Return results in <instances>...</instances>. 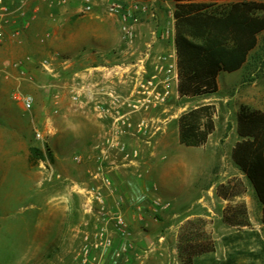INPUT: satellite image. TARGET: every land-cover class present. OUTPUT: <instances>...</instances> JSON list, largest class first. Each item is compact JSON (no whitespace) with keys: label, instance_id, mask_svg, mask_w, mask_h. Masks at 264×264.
Segmentation results:
<instances>
[{"label":"crops","instance_id":"1","mask_svg":"<svg viewBox=\"0 0 264 264\" xmlns=\"http://www.w3.org/2000/svg\"><path fill=\"white\" fill-rule=\"evenodd\" d=\"M111 1L90 0L89 10L84 9L85 0L29 2L16 17L20 28L18 38L7 39L0 45V69L4 73L0 82V104H4L0 109V216L10 219L14 206L30 198L29 152L23 136L28 134L27 121L32 111L40 108L42 115L34 128L40 129L37 126L40 125L42 133L52 142L49 148L52 169L59 175L52 177L58 189L46 197V209L64 207L71 212L75 209L73 201L78 199L82 209L78 227L87 229L92 222L89 189L100 183L94 174L101 151L109 143L122 142L128 148H136L139 155L124 159L118 154L107 161L103 173L110 179L113 191L106 189L104 198L106 206L123 215L129 223L134 242L131 264H179L178 243L183 223L194 218L221 219L222 213L213 208L214 201L220 199L231 204L242 195L244 223L208 221L204 229L212 235L214 252L195 256L192 262L211 264V257L226 264L264 262L262 204L246 176L229 180L231 176L221 179L209 174L214 160L204 156V146L189 147L180 142L167 146L165 140L172 124L169 117L161 118L150 111L142 114L151 123L160 121L157 138L153 132L143 137L115 133L112 119L97 110L98 96L94 94L99 86H112L120 91L125 83L124 68L135 65L150 69L170 49L160 32L170 26L175 30L178 18L226 4L264 0H122L140 6L132 43L125 41L119 17L108 12ZM79 22L86 25L77 27ZM62 45L67 46V52L89 55V64L74 69L64 82L58 77L59 68L70 63L59 60L58 50L65 48ZM108 51L114 55L113 61L105 59ZM125 55L135 56L134 60L125 64L121 60ZM95 59L100 61L95 62ZM42 61H46L45 67ZM14 62L20 67L14 66ZM68 88L83 90L86 98L73 101L71 96L63 94ZM16 89L33 96L30 112L12 99L11 92ZM40 92H45L44 99H39ZM238 140L239 137L236 142ZM165 150H169V154L160 155ZM76 156L80 161L74 159ZM42 176L49 179L47 171L44 174L42 170ZM235 182L241 187L238 195L224 199L217 194L219 185L229 183L232 189ZM251 193L260 205L257 212L252 211L255 199ZM155 198H160L167 206L157 209ZM154 212L159 213L163 221H154ZM6 228L10 231L12 225ZM18 228L22 236L25 228L22 230V224ZM222 229L226 232L218 234ZM245 232L254 234L249 237ZM241 233L243 242L237 245L233 237ZM224 236H227L226 242L222 239ZM247 243V251L255 253V259L237 252L238 246Z\"/></svg>","mask_w":264,"mask_h":264},{"label":"rangeland","instance_id":"2","mask_svg":"<svg viewBox=\"0 0 264 264\" xmlns=\"http://www.w3.org/2000/svg\"><path fill=\"white\" fill-rule=\"evenodd\" d=\"M83 25H86V23L79 22L77 27H82ZM41 41L44 43L43 39ZM107 41L110 43L111 40L108 38ZM63 46L64 45H62V47ZM64 47L62 51L58 50L60 53L59 60H67L70 65L59 68L58 77L60 82L66 81L74 69H82L87 63L89 64V55L84 52L73 54L67 52V46ZM113 57L114 55L111 51L105 54V59L109 62L113 61ZM125 57L127 56L125 55ZM125 57L121 60L126 64L133 61L135 56ZM95 60V62L100 61L99 59ZM33 66L37 67V65ZM131 76H133V72L131 70H125V83L123 87L120 88L121 93L127 94L129 92V80ZM216 81L217 91L214 93L185 98L179 97L173 92L164 105L150 110V112L155 113L156 116L161 118H170L172 124L169 132H167L168 136L165 140V144L171 146L180 142L177 130L179 116L199 106H206L207 110L204 112L202 121L205 122L208 116H210L213 122V130L207 136L205 143L200 146H204V149H202L204 156L211 159L213 158L214 160L213 166L209 168V174L218 175L221 179L231 176L232 179L229 180H234L233 178H238V176H245L231 158V150L238 138L236 121L239 106L241 104H246L251 108L264 110V31L257 35V43L249 52L247 62L242 70L230 73L220 71ZM73 92L74 89H69L67 92H63V94L65 96H71ZM44 95L45 92H40L39 99H44ZM0 105V109H3L2 106L4 104L1 103ZM10 110L15 111L17 109L10 108ZM41 115L42 111L40 108L37 110L35 108L32 111L31 118L27 121L28 134L23 136L26 139L29 152L28 187L30 198L26 202L22 201L21 204L14 206L12 214H10L11 216L8 217L10 219L5 220V216H0V264L76 263L74 255L79 248L80 237L83 231L79 229L81 228L80 226L78 227V223L82 219V215L80 214L82 209L80 208V201L78 199L73 201L75 209L71 212H68L64 207L53 211L51 209V212L45 207L46 197L55 192L58 186L56 182L53 181V178L43 179L45 175L42 176V170L45 174V171L49 173V170L52 169V160L50 158L51 151L49 150V148L52 147V142L48 141V135H45L46 141L44 142L35 138V131L38 128L35 129L34 125L37 124ZM155 124L158 127L160 121L156 120ZM37 126L40 128L38 130L42 132L40 125ZM159 133L160 131L157 129L154 133L156 138L160 136ZM139 136L143 137L145 135ZM31 148L39 149L42 153L41 157L32 160ZM169 148L172 154H174L171 147ZM169 150L162 151L160 155L169 154ZM240 188L237 182L233 184L232 189L240 190ZM251 194L252 199L253 197L255 199V204L251 202L252 211L257 212L260 205L254 193ZM243 204V195L240 196V198H236L231 204L224 203L220 199L215 200L213 208L222 213V216L221 219L217 217L213 219L205 218L206 223L202 224L200 228L205 237L209 239L212 237L211 233L204 229L208 221L210 223H212V221L221 223V221H224V214L237 212V210L241 211L243 209ZM222 208L224 209L222 210ZM152 218L154 221H163V217L157 212L152 214ZM8 224L12 225V230L10 231L6 228ZM19 224H22V230L25 228V231L22 232V236L18 228ZM73 225L76 226L74 227ZM223 232H226V230L222 229L218 231V234ZM247 245L248 243L242 248L247 249Z\"/></svg>","mask_w":264,"mask_h":264},{"label":"trees","instance_id":"3","mask_svg":"<svg viewBox=\"0 0 264 264\" xmlns=\"http://www.w3.org/2000/svg\"><path fill=\"white\" fill-rule=\"evenodd\" d=\"M174 28L178 96L189 98L214 93L220 71L234 72L247 62L249 52L257 43V35L264 31V2L243 1L217 6L178 18ZM206 110V106H199L179 116L180 143L185 146L205 143L213 130L210 116L205 122L202 121ZM236 132L239 140L231 150V158L251 183L262 204L264 221V111L241 104L237 112ZM41 154L39 149L31 148L32 160L41 157ZM239 193L240 190L229 189V183L217 188V194L224 199H231ZM243 212L244 209L224 214V221L241 225L245 221ZM205 223L204 218L189 219L183 223L178 243L179 264H193L195 256L214 252L212 239L205 237L200 229ZM246 233L249 237L254 234ZM242 236L243 233L233 237L237 245L243 242ZM222 239L226 242L227 236ZM238 247L240 254L253 259L257 257L255 253ZM211 264L226 262L211 257Z\"/></svg>","mask_w":264,"mask_h":264},{"label":"built area","instance_id":"4","mask_svg":"<svg viewBox=\"0 0 264 264\" xmlns=\"http://www.w3.org/2000/svg\"><path fill=\"white\" fill-rule=\"evenodd\" d=\"M32 1L39 0H0V45L7 39L18 38L20 28L16 17L21 15V10ZM85 2L84 9L89 10L90 0ZM139 10L138 3H127L122 0H112L108 6V12L119 17L120 27L127 43H132L134 40L136 13ZM174 31L170 26L160 32L162 39L171 44L170 49L164 56L159 57L150 69L135 65L124 68L123 73L125 70L133 72L127 94L121 93L112 86H99L94 92L95 96H98L97 110L102 116H109L112 119L115 133L139 136L150 132L155 133L157 129H160L142 114L164 105L173 92L177 94L178 75ZM13 65L20 67L18 62H14ZM46 65V61H42V66ZM3 75V70L0 69V82ZM11 97L19 102L25 111L32 110L34 100L31 94L16 89L11 92ZM82 98H86L83 90L81 92L74 90L71 95V99L75 102ZM35 138L42 142L46 141L45 135L38 129L35 131ZM118 154L124 159H130L138 156V150L128 148L125 143L115 142L109 143L106 149L101 151L94 174V178H99L100 183L94 184L89 189L92 222L81 233L79 248L74 255L75 264H131L130 254L134 248V242L129 223L123 215L109 209L104 198V191L106 189L113 191V187L110 179L103 172L107 169V161ZM74 159L80 161L79 156ZM48 175L49 178L59 177L52 169L49 170ZM154 204L157 209L167 206L160 198H155Z\"/></svg>","mask_w":264,"mask_h":264}]
</instances>
